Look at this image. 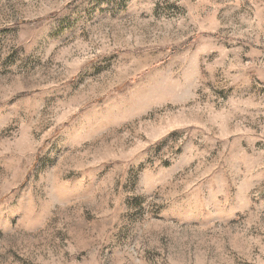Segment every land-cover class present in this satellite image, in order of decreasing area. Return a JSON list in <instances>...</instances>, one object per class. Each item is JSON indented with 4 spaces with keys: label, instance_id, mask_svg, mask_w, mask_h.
Returning <instances> with one entry per match:
<instances>
[{
    "label": "rangeland",
    "instance_id": "1",
    "mask_svg": "<svg viewBox=\"0 0 264 264\" xmlns=\"http://www.w3.org/2000/svg\"><path fill=\"white\" fill-rule=\"evenodd\" d=\"M0 264H264V0H0Z\"/></svg>",
    "mask_w": 264,
    "mask_h": 264
}]
</instances>
